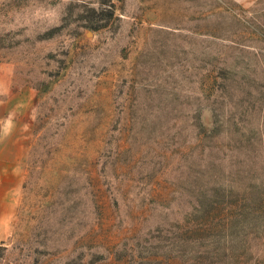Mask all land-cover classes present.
I'll use <instances>...</instances> for the list:
<instances>
[{
  "label": "rangeland",
  "instance_id": "rangeland-1",
  "mask_svg": "<svg viewBox=\"0 0 264 264\" xmlns=\"http://www.w3.org/2000/svg\"><path fill=\"white\" fill-rule=\"evenodd\" d=\"M0 264H264V0H0Z\"/></svg>",
  "mask_w": 264,
  "mask_h": 264
}]
</instances>
